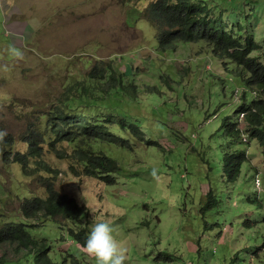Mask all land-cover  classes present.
<instances>
[{
	"label": "rangeland",
	"instance_id": "rangeland-1",
	"mask_svg": "<svg viewBox=\"0 0 264 264\" xmlns=\"http://www.w3.org/2000/svg\"><path fill=\"white\" fill-rule=\"evenodd\" d=\"M156 1L0 0V134L8 140L0 146V228L23 218L24 200L45 198L52 182L88 211L82 223L94 252L61 237L68 226L63 216L40 212L26 223L54 236L59 252L69 248L83 264H264L262 149L245 131L230 139L222 128L244 104V92L247 102L260 94L256 88L251 94L235 66L205 44L159 49L158 31L145 14ZM208 4L216 20L228 26L233 20V29L264 32V0ZM263 45L254 52L262 59ZM94 67L109 68L98 87L124 72L123 87L103 95L118 102L109 123L122 140L110 153L119 166L114 183L71 167L73 149L88 144L40 143L41 155L30 163H45L57 172L51 178L33 164L22 171L6 161V152L27 151L28 130H45L69 87ZM243 153L247 160L233 179L232 165ZM17 249L0 244V257L31 264Z\"/></svg>",
	"mask_w": 264,
	"mask_h": 264
},
{
	"label": "trees",
	"instance_id": "trees-1",
	"mask_svg": "<svg viewBox=\"0 0 264 264\" xmlns=\"http://www.w3.org/2000/svg\"><path fill=\"white\" fill-rule=\"evenodd\" d=\"M213 8L206 0H160L151 5L147 9L149 13L147 16L158 30L156 38L159 49L166 50L174 46L176 42L205 44L210 47L216 58L222 60L231 57L236 64L251 68L253 76L260 74L262 76L261 85L258 86L264 91V66L257 63L255 59L248 58L249 50L236 48L237 42L231 40L228 33L224 31L222 20H216V17L211 16ZM108 69L107 67H94L83 82L71 85L69 94L47 118L45 130L42 131L39 125L28 130L29 134L24 139L28 146L27 151L12 153V156L6 152L4 153L5 160L8 161L10 158L14 163L21 165L22 171L33 164L36 167L35 171L38 173L45 171L51 178L54 174L57 175V172L46 168L45 163L41 161L35 164L30 163L40 157V143H47L50 148H54L57 143L63 141L68 142L69 145L89 144L87 149H73L70 155L73 158L72 161L74 164L80 162L81 174L99 177L105 183L113 184L114 178L110 176L114 171L119 170V166L110 153L114 145L122 144V140L116 138L115 134L111 137L110 134L114 132L109 123L115 118L114 112L117 110L118 102L114 98L106 99L103 95H109L115 89L119 90L118 86L123 87L124 72L118 77L110 75L107 81L110 83L106 87H98L97 81L103 83L101 77L108 72ZM252 81L249 79L247 83ZM238 112L245 116L243 123L225 120L222 125L224 132L230 137H239L241 135L240 126H244L245 132L260 144L264 159V96L249 106L243 104ZM129 130L138 140L143 139V134L136 128ZM105 138L108 145L104 150L107 154L102 152V155L95 156V160L83 158L84 154H93L97 151L100 154ZM7 141V135L0 134V146L7 147ZM245 157V154H242L237 156L238 161L234 160L237 170ZM103 174L107 177H103ZM47 183L45 198L24 200L21 210L23 218H19L18 221L5 222L0 228V244L16 243L18 246L16 254H22L21 258L30 259L31 264H83L69 248L65 252H59L55 246L56 242L53 241L54 236L45 232L36 233V227L32 229V226L26 223V219H35L40 212H44L43 217L63 216L68 226L61 237L71 240L72 246L78 245L88 252H94L93 237L82 223L88 211L75 199L61 195L55 190L52 182ZM38 235L42 237H37ZM0 264H22V262L20 260L7 262L0 257Z\"/></svg>",
	"mask_w": 264,
	"mask_h": 264
},
{
	"label": "clouds",
	"instance_id": "clouds-1",
	"mask_svg": "<svg viewBox=\"0 0 264 264\" xmlns=\"http://www.w3.org/2000/svg\"><path fill=\"white\" fill-rule=\"evenodd\" d=\"M160 1V0H158ZM158 1L156 2H151L150 6L153 5V4H156ZM209 0H206V2H208ZM210 4H211V1H210ZM209 4V5H210ZM148 6V8L150 7ZM147 8V9H148ZM147 9L145 11H147ZM213 12H211V16L212 17H216V14L214 13V8L212 9ZM144 12V11H142ZM148 12V11H147ZM145 13V12H144ZM147 15V13H145ZM226 23L228 22H225V21H222V24L224 25V31H226L230 37L231 40H234L237 42V46L236 48L237 49H240V50H249V53H248V58L250 59H255L257 61V63H259L260 65L264 66V59L260 58L259 56H256L254 54V52L258 49V47H261L263 44H264V32L259 30V31H253V32H247V33H241L239 32V30H235L233 29L234 28V21L232 20L231 21V25L228 26ZM156 28V27H155ZM157 29V28H156ZM158 31V30H157ZM261 31V32H260ZM259 32V33H258ZM209 47V46H208ZM264 47V45H263ZM210 48V47H209ZM230 52H233V50H230ZM210 53L211 52V49H210ZM229 57V56H228ZM231 58V57H230ZM226 58V59H222L224 64L226 63H232L234 66H235V72L237 73V75L241 78V81L243 83V85L245 86L246 89L250 90L251 94L254 93V88H256V90H258L259 92V98H252L250 101H246V95H245V92L243 93V101H244V105L246 106H249L251 105L253 102H256V101H259L263 96H264V91L260 89V87L258 85H261L260 84V80H261V75L259 74V76H253V74L251 73V68H248L242 64H236L235 62H233L232 58ZM249 79H252L253 81L251 83H247V81ZM243 105V104H242ZM241 105V106H242ZM241 106L234 111V118L233 119H226L228 121H234V122H238L239 124H242L243 123V120H244V114L243 113H239V109L241 108ZM236 116L240 117V118H236ZM106 126V125H104ZM240 129H241V135H244L243 134V131H245V127L244 126H240ZM224 132V130H223ZM249 139H254V138H251L250 135L245 132ZM111 137H113V133L110 134ZM224 135L230 139H232L233 137H230L228 136V134H226L224 132ZM240 135V136H241ZM237 138V137H236ZM142 140V139H141ZM256 140V139H254ZM140 141V140H139ZM257 141V140H256ZM63 142H66V141H63ZM258 142V141H257ZM259 144V143H258ZM89 145V144H88ZM107 142H106V145L103 146V150L101 151V153L99 154V151H97L96 153H93V154H84L85 156L83 158L85 159H92V160H95V156H100L102 155V152H104L105 154H107L106 150H104L107 146ZM261 147V146H260ZM98 149H100L99 147H97ZM262 149V148H261ZM101 150V149H100ZM262 152V150H261ZM244 154V153H243ZM109 157V155H108ZM247 160V157H245V159L243 160V162ZM238 161V160H237ZM236 161H234L233 165H232V169L230 171V174L231 176L233 177V179H235L237 176H238V173H239V170L240 168L237 170L236 169V164H235ZM79 166L80 168H82L80 162L78 164H76V167ZM226 166V164H225ZM71 167H74V162H73V165H71ZM241 167V165H240ZM75 169V168H74ZM76 171V169H75ZM81 174V172H80ZM82 175V174H81ZM103 177H107V175H102ZM110 177H113V176H110ZM99 178V177H98ZM100 179V178H99ZM103 183H105L102 179H100ZM74 199V198H73Z\"/></svg>",
	"mask_w": 264,
	"mask_h": 264
}]
</instances>
